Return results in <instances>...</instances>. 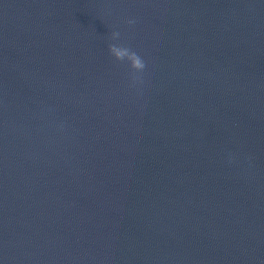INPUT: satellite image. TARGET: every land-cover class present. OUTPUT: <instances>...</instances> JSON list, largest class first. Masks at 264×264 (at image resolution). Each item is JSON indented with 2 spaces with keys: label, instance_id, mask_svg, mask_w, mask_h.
<instances>
[{
  "label": "clouds",
  "instance_id": "1",
  "mask_svg": "<svg viewBox=\"0 0 264 264\" xmlns=\"http://www.w3.org/2000/svg\"><path fill=\"white\" fill-rule=\"evenodd\" d=\"M120 37V33L118 31H114L111 34L112 40H118ZM108 50L111 56H113L117 61H125L127 60L130 63V67L136 72H142L145 68V62L135 51L130 49L129 47H125L116 43H112L108 45ZM139 79V77H137Z\"/></svg>",
  "mask_w": 264,
  "mask_h": 264
}]
</instances>
